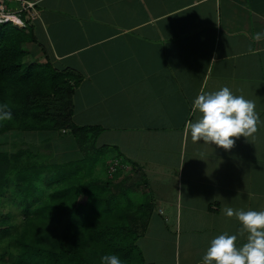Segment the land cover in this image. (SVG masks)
<instances>
[{
    "label": "crops",
    "instance_id": "0c3cea01",
    "mask_svg": "<svg viewBox=\"0 0 264 264\" xmlns=\"http://www.w3.org/2000/svg\"><path fill=\"white\" fill-rule=\"evenodd\" d=\"M1 1L18 6L10 13L33 4L24 20L42 63L80 76L73 122L101 131L75 137L79 145L142 179L151 207L138 240L145 264H202L223 233L242 246V225L223 210L264 211V123L231 150L193 143L185 126L200 115L195 98L225 86L253 101L264 122V40H253L264 33V0ZM6 134L0 152L9 154H48L43 146L62 137Z\"/></svg>",
    "mask_w": 264,
    "mask_h": 264
},
{
    "label": "trees",
    "instance_id": "16d2710c",
    "mask_svg": "<svg viewBox=\"0 0 264 264\" xmlns=\"http://www.w3.org/2000/svg\"><path fill=\"white\" fill-rule=\"evenodd\" d=\"M27 29L0 24V107L6 104L12 112L11 120L0 121V136L15 130L98 134L99 128L73 122L80 76L59 72L49 62L25 66L28 58L44 53ZM91 149L64 163L41 148L0 152V209L14 206L13 213H0V264H101L105 254L118 255L122 264H145L138 240L151 207L147 199L140 205L131 197V174L99 178L100 161ZM126 208H138L141 216L125 213ZM20 216L25 221L18 223Z\"/></svg>",
    "mask_w": 264,
    "mask_h": 264
},
{
    "label": "clouds",
    "instance_id": "9594fccd",
    "mask_svg": "<svg viewBox=\"0 0 264 264\" xmlns=\"http://www.w3.org/2000/svg\"><path fill=\"white\" fill-rule=\"evenodd\" d=\"M253 40H264V33H256ZM254 52L249 48L250 54ZM7 108L6 104L0 107V121L12 119V112ZM255 109L253 101L234 95L227 86L215 92H202L195 98L192 108L193 113L198 111L200 115L196 122L186 124L185 135L190 133L193 143L203 140L205 144L231 150L236 139L253 137L258 125L264 123ZM223 211L227 217L235 216L240 222L242 228L238 235H246V242L238 246L237 235L220 234L211 240L202 264H264V211L231 207ZM101 264H122V261L116 254H105Z\"/></svg>",
    "mask_w": 264,
    "mask_h": 264
},
{
    "label": "rangeland",
    "instance_id": "374dc122",
    "mask_svg": "<svg viewBox=\"0 0 264 264\" xmlns=\"http://www.w3.org/2000/svg\"><path fill=\"white\" fill-rule=\"evenodd\" d=\"M8 7V11L10 12H13L15 10H17L18 6L16 5H7ZM19 9V8H18ZM38 49V47L36 48V50ZM41 56H37L36 58L33 57L32 58H28V60L26 61L25 63V66H27L28 64L30 63H42L43 61H41ZM55 70H57L56 68H54ZM7 134H5L4 136H6ZM2 136V137H4ZM86 136V137H85ZM82 137H85V138H89V139H92V135H82ZM58 140V141H57ZM6 141V139L4 140ZM54 143L51 144L50 146L47 145V146H43V150H45L46 152H48V155L50 154L49 158L50 159H53L55 162H59V163H64V162H69V161H73V160H77V159H80L81 158V155L85 154L86 152H84V146L82 147L81 145H79L77 139L75 138L74 135L72 134H67V135H63L62 137L56 139L53 141ZM90 145L91 143H93V140L92 142H88ZM83 145H85V143H82ZM89 144H87V146H89ZM93 146V145H92ZM50 147V148H49ZM49 149V150H46V149ZM51 148H53L55 150L54 154H53V151L51 150ZM98 153L99 156H94L93 154V157H94V160L97 161L99 160L100 163L96 166V170H95V173L96 175L99 176V178H101L103 181H106L108 179V177H110L111 175L115 174L116 177L118 176H122L123 177V174L124 175H128L130 172L132 171H127V170H123L121 168H115L113 162L109 163L110 161V156L109 154H105V153ZM101 155V156H100ZM126 171V172H125ZM95 175V176H96ZM132 175V174H131ZM42 175H39V180L42 179ZM132 181H131V184L133 185V187L131 188V193L130 195H132L131 197L135 199V203L136 204H145V200L147 199L148 200V195L149 193L147 192V190L145 188H143V184H142V179L139 178L136 174L135 175H132ZM13 183L15 184L16 183V180L13 179ZM12 183V184H13ZM8 199H6V205L8 204L9 201H7ZM33 201V200H32ZM11 207H14L13 205H7L5 207H2L0 209V213L2 215H6L7 213H10V212H14L12 211ZM24 206H22V209H23ZM125 213H129L131 215H136L137 217H140V211L138 208H126L125 209ZM21 218L17 219V222L20 223V221H25V219H23L24 217L23 216H20ZM143 218V217H141ZM2 218H0L1 220ZM20 226H22L20 224ZM20 229V228H19ZM1 250V249H0Z\"/></svg>",
    "mask_w": 264,
    "mask_h": 264
},
{
    "label": "built area",
    "instance_id": "2783aa9c",
    "mask_svg": "<svg viewBox=\"0 0 264 264\" xmlns=\"http://www.w3.org/2000/svg\"><path fill=\"white\" fill-rule=\"evenodd\" d=\"M21 5H22L21 9L18 12L10 13L5 7V5L3 4V2L0 0V24L13 23L14 26L20 29H26L27 24L24 20V16L26 12L33 9V4L24 2V3H21ZM30 17L34 18L33 15L31 16V14H30ZM114 166H115L114 170L116 168H121L123 170L127 169V166H122L120 162H115Z\"/></svg>",
    "mask_w": 264,
    "mask_h": 264
}]
</instances>
